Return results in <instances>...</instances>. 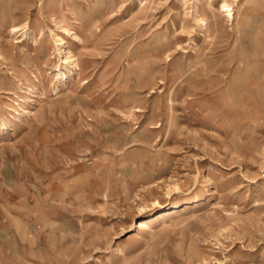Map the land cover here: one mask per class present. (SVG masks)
I'll return each instance as SVG.
<instances>
[{"label": "rangeland", "instance_id": "374dc122", "mask_svg": "<svg viewBox=\"0 0 264 264\" xmlns=\"http://www.w3.org/2000/svg\"><path fill=\"white\" fill-rule=\"evenodd\" d=\"M0 264H264V0H0Z\"/></svg>", "mask_w": 264, "mask_h": 264}, {"label": "bare ground", "instance_id": "6f19581e", "mask_svg": "<svg viewBox=\"0 0 264 264\" xmlns=\"http://www.w3.org/2000/svg\"><path fill=\"white\" fill-rule=\"evenodd\" d=\"M184 1V0H183ZM234 1H239V0H234ZM149 2V1H148ZM223 2V1H222ZM72 3V2H71ZM219 8V7H218ZM242 10L240 11L239 15V19H237V24L235 23L236 27L238 25V29H239V32H240V36L242 37V40L247 38L248 35L251 34V32H249L247 29L248 28V24L250 22V18L248 17L249 14L246 15V17H243L242 14H244V10L245 7L242 6L241 8ZM232 11H233V8H232V4L229 3L228 1H224L221 6H220V12L221 13H226L225 16L228 17V21H234V13L232 14ZM251 14V13H250ZM197 17V16H196ZM195 19V18H194ZM203 22V21H202ZM205 23V22H204ZM175 28V27H174ZM237 29V30H238ZM21 31V28L19 26H13L11 29H10V32L11 34H18L19 32ZM238 33V32H237ZM74 36V35H73ZM76 39V38H75ZM62 40V39H61ZM62 42V41H61ZM255 42H256V39H255ZM59 43V42H58ZM65 43V42H64ZM244 43H242L243 45ZM59 45V44H57ZM61 54H65L66 56L63 58V64L65 65V67H67L68 65H71L72 67L74 68H79L81 70V67H80V64L78 62V59L76 58V56L73 54L71 55L70 57L67 56V51L66 50H61ZM62 68L61 65H60V68H56V71H61ZM58 73V72H57ZM63 75H67L66 73H61ZM61 80V79H60ZM68 82V81H67ZM6 93V92H5ZM139 110V109H138ZM134 145V144H131V146ZM138 225V226H137ZM149 227V223H148V220H142L138 223H136V226L135 228L137 229V231L139 233H142L144 230H146L147 228Z\"/></svg>", "mask_w": 264, "mask_h": 264}]
</instances>
